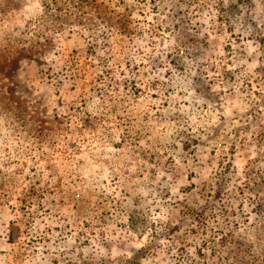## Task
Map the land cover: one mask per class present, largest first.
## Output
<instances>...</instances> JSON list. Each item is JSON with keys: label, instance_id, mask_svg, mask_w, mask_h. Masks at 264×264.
Here are the masks:
<instances>
[{"label": "rangeland", "instance_id": "obj_1", "mask_svg": "<svg viewBox=\"0 0 264 264\" xmlns=\"http://www.w3.org/2000/svg\"><path fill=\"white\" fill-rule=\"evenodd\" d=\"M0 264H264V0H0Z\"/></svg>", "mask_w": 264, "mask_h": 264}, {"label": "trees", "instance_id": "obj_2", "mask_svg": "<svg viewBox=\"0 0 264 264\" xmlns=\"http://www.w3.org/2000/svg\"><path fill=\"white\" fill-rule=\"evenodd\" d=\"M191 212L193 211V210H190Z\"/></svg>", "mask_w": 264, "mask_h": 264}]
</instances>
